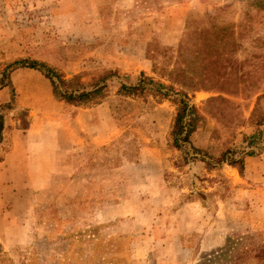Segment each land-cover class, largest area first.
I'll return each mask as SVG.
<instances>
[{
	"label": "rangeland",
	"instance_id": "rangeland-1",
	"mask_svg": "<svg viewBox=\"0 0 264 264\" xmlns=\"http://www.w3.org/2000/svg\"><path fill=\"white\" fill-rule=\"evenodd\" d=\"M211 23L231 26L238 46L226 56L251 75L234 80L227 69L235 93L188 92L199 120L174 147V91L116 90L142 76L169 85L179 40ZM257 37L264 0H0V264H256L264 243V127L249 123L255 105L264 116ZM19 60L85 89L103 85L104 97L67 104ZM216 96L224 99L209 101ZM258 128L247 146L243 137ZM224 151L242 159L240 172L218 161Z\"/></svg>",
	"mask_w": 264,
	"mask_h": 264
},
{
	"label": "trees",
	"instance_id": "trees-1",
	"mask_svg": "<svg viewBox=\"0 0 264 264\" xmlns=\"http://www.w3.org/2000/svg\"><path fill=\"white\" fill-rule=\"evenodd\" d=\"M231 26H216L211 23L209 29H199L184 33L179 40L176 50V56L172 68L167 72L169 85L154 82L152 79L142 76L135 84L121 83L116 93L121 96L134 97L143 92H154L159 98H165L168 95L167 90L174 91L177 96L172 101L175 102V113L172 119V125L169 132L171 143L177 147L179 142H187L189 134L195 129L199 115L193 105L188 104L187 93L200 89H217L225 93H235L238 90L239 82L231 81V75L227 69L234 74V80H240L249 77L251 72L242 70L238 67H232L234 60L227 58V52L234 51L238 43L234 36V30ZM259 40L258 47H262L264 57V38H253L252 41ZM256 47V44L253 46ZM20 67L33 68L41 72L48 79L53 96L63 102L73 106H86L95 104L104 97L103 85H94L90 89H85L81 82H77L76 77L64 78L53 67L43 62L31 61L25 63L19 60ZM255 75V70H252ZM262 76H264V64L262 67ZM256 78V77H255ZM173 85L178 89L174 90ZM5 86V85H2ZM164 89V90H163ZM12 91V90H11ZM12 93V92H11ZM221 96L211 97L209 101H222ZM1 118V116H0ZM249 123L253 126L264 127V116L262 108L255 105L249 116ZM2 122L0 120V135L2 134ZM263 129L258 128L252 134L243 138L247 146H251L260 136ZM195 151H200L193 148ZM252 150L246 152L251 155ZM226 151L222 152L218 161H226L228 164L237 166L238 171L242 169V159L229 158L227 160ZM256 264H264V243L251 256Z\"/></svg>",
	"mask_w": 264,
	"mask_h": 264
},
{
	"label": "crops",
	"instance_id": "crops-1",
	"mask_svg": "<svg viewBox=\"0 0 264 264\" xmlns=\"http://www.w3.org/2000/svg\"><path fill=\"white\" fill-rule=\"evenodd\" d=\"M139 69H140V68H139ZM3 88H4V87H3ZM55 140L57 141V139H55ZM60 140H61V139H60ZM60 140H59V141H60ZM52 142H53V141H52ZM54 143H55V142H54ZM54 143L52 144V146H51V148H50V151L52 150V152H53V150H54L55 147H56ZM53 146H54V147H53ZM52 152H51V153H52ZM49 155H50V153H49Z\"/></svg>",
	"mask_w": 264,
	"mask_h": 264
}]
</instances>
